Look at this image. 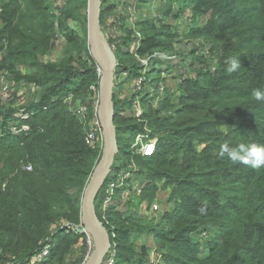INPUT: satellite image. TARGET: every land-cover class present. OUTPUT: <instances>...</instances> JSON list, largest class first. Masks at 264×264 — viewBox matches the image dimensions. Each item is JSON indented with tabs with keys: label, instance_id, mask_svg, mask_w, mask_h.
I'll return each mask as SVG.
<instances>
[{
	"label": "trees",
	"instance_id": "1",
	"mask_svg": "<svg viewBox=\"0 0 264 264\" xmlns=\"http://www.w3.org/2000/svg\"><path fill=\"white\" fill-rule=\"evenodd\" d=\"M53 1L58 0H0V51H5L0 74L7 70L18 83L43 88L38 102L30 95L26 107L31 115L21 122L14 119L18 107L5 106L0 94V132L5 134L0 136V264H76L69 256L86 237L61 226L81 224L82 193L100 150L86 144L84 125L66 99L72 95L76 104L87 100L99 73L87 40L88 0H67L65 9L57 8L59 15ZM181 2L194 5L195 19H206L189 35L205 36L212 44L204 60L207 67L199 70L197 80L185 79L178 96L169 93L159 108L149 106L143 121L122 114L115 94L118 141L120 132L136 140L137 134L147 132L146 123L158 138L155 154L143 156L150 182L142 196L152 201L157 181L166 180L173 187L174 206L165 224L157 227L125 221L115 208L111 217L105 218L107 212L99 216L112 236L116 234L112 250L117 264L145 261L147 247L138 252L130 238L138 228L155 233L166 250L165 264H264V169L234 165L227 156H219L225 142L264 144V102L251 96L254 88H264V0ZM107 8L103 4V12ZM71 21L82 24V30H75ZM139 24L145 36L141 55L167 46L166 37L150 33L149 20ZM56 28L64 33L68 56L45 62L42 57L52 48ZM72 51L80 67L69 56ZM233 58L242 66L229 73ZM12 121L25 122L30 131L13 133L8 129ZM222 126L228 128L227 135L220 131ZM128 154L131 157L132 150ZM27 163L33 171L23 168ZM117 169L116 164L105 187ZM206 230L218 235L205 243L208 253L202 255L195 237ZM48 243L49 254L35 261Z\"/></svg>",
	"mask_w": 264,
	"mask_h": 264
},
{
	"label": "rangeland",
	"instance_id": "2",
	"mask_svg": "<svg viewBox=\"0 0 264 264\" xmlns=\"http://www.w3.org/2000/svg\"><path fill=\"white\" fill-rule=\"evenodd\" d=\"M122 1L123 4L121 7L117 6V3L121 4ZM57 3V1H53L52 3L54 12L56 11L55 6ZM66 4L67 0H64L59 9H65ZM105 6H108V8L104 9L103 12V30L110 38L112 35L114 36L117 31L120 33V45L122 49L118 48L119 51L116 52V56L120 64H125L124 69L129 72V74H125L124 72L120 73L118 78L120 82L118 84L117 94L120 99V107H122L121 113L127 117L133 115L135 118H138L136 116L138 113H141L142 116L140 118L141 121H143L145 120L144 115L148 111L149 106L159 108L161 102L169 93L178 96L180 94L179 87L183 81L185 79L197 80L199 70L207 67L205 66L206 64L204 65V60L209 59L212 44L208 42L205 36L191 37L189 35L193 27L195 28L205 24L206 19L204 17L195 19L196 12L194 10V5H186L182 3L181 0H104V7ZM142 20H149V22L157 28L156 30L151 24L152 29L150 33L158 32L160 35L164 36V38L166 37L168 42L165 48L156 49L157 54L161 55L151 58L144 74L140 76V65L135 54L136 50H139L141 47L143 39L145 38L143 29L139 24ZM70 23L78 32L82 30V24L73 21ZM134 26L135 29L141 30V37L138 38L136 35L135 29L133 28ZM170 36L173 37L170 38ZM112 41L115 42L113 37ZM67 48L68 43L64 37V33L59 28H56L55 38L52 40V48L43 55L42 58L45 62H59L65 56H68ZM4 52V50L0 51V58L3 57ZM164 54L168 56L164 57ZM69 56L73 57L75 65L80 67V59H78L77 52L72 51ZM83 58H88L85 53L83 54ZM134 61L135 64H133ZM213 61L212 65L215 64L217 58ZM131 64L133 67L128 66ZM19 70L24 72L25 68L21 66ZM138 77L144 80L145 87H136V79ZM163 77H165V79H163ZM162 80L164 81L161 84ZM94 84L95 83H92V85ZM159 84H161L163 88L159 92V95L152 97L155 93L150 92L140 97L139 92L141 90L147 92L157 87ZM92 85L90 86V92H92ZM32 94H34V92L31 90L26 91L27 98ZM32 97H29L28 100L32 99ZM85 101L89 102L90 98L82 102L86 103ZM66 103L70 106L71 110L76 106L72 95L67 97ZM116 111H119L118 105ZM173 113L172 110L169 114ZM147 128L151 131L149 125H147ZM4 135L3 132H0V136ZM119 141L121 153L118 154L119 160L116 161L118 169L116 170L117 172H113L115 178L113 177L114 179L112 178V181L120 180L122 187L118 190H113V203L111 207H107L108 211L105 216L107 218L111 217L110 210L115 208L125 221L131 219L144 226H163L165 224V215L170 212L174 206V203L168 200L173 191V187L167 184L166 180H159L157 181L158 189L155 192V198L152 201L145 199L142 196L143 190L150 181L147 177V169L144 168L146 165L144 157L139 156L138 152L132 148L136 140H132L128 133L120 132ZM130 150H132L131 157L128 154ZM116 164H114L112 170L116 169ZM28 165L32 166V170L25 169ZM23 168L28 172L34 170L32 163L25 164ZM124 173H130V176H125ZM108 188L104 186L97 199V212L100 216H102V208L104 207V200L102 199L103 194L106 193L107 195ZM125 192L127 193L126 198L123 196ZM155 204L159 205L158 211L152 210ZM64 222L65 221L62 220L60 224L62 225ZM68 227L72 229L66 228L68 232H78V229H81L80 224L68 225ZM217 235L218 233L214 230H206L195 237L196 241L201 242L202 255H207L208 253L205 243ZM119 236H121L120 231ZM130 238L131 241L136 243L138 252L141 251V248L147 247L148 253L143 264H165L164 254L166 250L157 243L155 233L138 228L137 231L135 229L132 230ZM88 243V237L82 238V240L75 245L68 260L72 263L83 264L88 253ZM154 251H159L161 254L154 256ZM128 264H138V262L134 260L132 263Z\"/></svg>",
	"mask_w": 264,
	"mask_h": 264
},
{
	"label": "water",
	"instance_id": "3",
	"mask_svg": "<svg viewBox=\"0 0 264 264\" xmlns=\"http://www.w3.org/2000/svg\"><path fill=\"white\" fill-rule=\"evenodd\" d=\"M104 0H88L87 40L91 57L100 68L98 117L103 147L81 198L82 231L91 235L94 247L84 264H105L113 248L112 234L97 212V199L107 183L120 153L116 117L118 58L102 27Z\"/></svg>",
	"mask_w": 264,
	"mask_h": 264
},
{
	"label": "built area",
	"instance_id": "4",
	"mask_svg": "<svg viewBox=\"0 0 264 264\" xmlns=\"http://www.w3.org/2000/svg\"><path fill=\"white\" fill-rule=\"evenodd\" d=\"M64 0H58L57 5L55 6L56 11L55 13L57 15H59V10L57 8H60L61 3H63ZM122 3H117V6L121 7ZM2 12V8H0V13ZM1 20H0V27H1ZM135 29V26L133 27ZM105 32V31H104ZM135 33L136 35L139 37H141V30H137L135 29ZM106 34V33H105ZM106 36L108 37V39L110 40V43L113 47V49L116 50L118 48L121 47L120 43H121V39H120V33L117 31L114 36L112 35L113 39H115V42L112 41V37L110 38L107 34ZM161 54H157L156 50L149 52L148 54L145 55H141L138 52V49L136 50V58L137 61L140 65V76H142L145 72L146 67L149 65V61L151 58L153 57H158ZM164 57L168 56V55H163ZM2 59V57L0 58V60ZM125 65L120 64V62L118 61V68H117V73H116V93L117 94V90H118V84H119V75L120 73L124 72L125 74H129V72L127 70L124 69ZM164 69V68H163ZM98 73L100 74V68L98 67ZM163 79H165V77H163ZM164 80H162L161 84L163 83ZM161 84H159L157 87H154L150 90H148L147 92H145V90H141L140 93V97L143 96L144 94H148L150 92H154L155 94L152 95V97H154L155 95H159V92L163 89L161 87ZM136 87H145V83L144 80H142L141 77H138L136 79ZM92 92H90V101L86 102V103H77L75 104L76 106L73 107V112L76 113L83 125H84V131H85V142L86 144L91 147L92 149H99L100 150V154L102 151V147H103V131H102V127H101V123L98 117V109H99V104H100V100H99V84L95 83L94 85H92L91 87ZM27 90H31L32 92H34V94H32V96L34 97L35 101L38 102L43 88H41V86L36 85L35 83L29 84L26 81H22L21 83H18L17 80H15L12 76H10L9 71L7 70H3L2 73L0 74V94L2 95V100H3V104L7 107H10L12 104H15V106L18 107V110L14 116V119L16 121L21 122L22 120H27L31 113L28 111V108L26 107V103H28V98L26 95V91ZM38 96V97H37ZM118 96V94H117ZM141 113H138V115L136 117H138L139 120H141ZM3 122V119L2 121ZM147 123L145 125V128L147 129V132L145 134L143 133H139L137 134L136 137V142L133 144V149L136 150L138 152V154H141L142 156H153L157 150V144H158V138L157 137H153L151 135V131H149V129L147 128ZM8 129L10 131H12L15 134H18L20 132H29L30 131V126L22 123L21 125H18L15 121H12L9 123L8 125ZM26 170H32V166L28 165L25 167ZM125 176H130V173H124ZM120 177V176H119ZM118 177V178H119ZM115 178V177H114ZM113 178V179H114ZM117 178V179H118ZM111 179L109 181V183L107 184V195L105 193V196L103 198L104 200V204H103V212L104 214L108 211L107 207H111L112 206V194H113V190L116 189L118 190L120 187H122L121 185V181L120 180H114ZM112 181V182H111ZM6 185L7 183L2 184V188L3 190L6 189ZM124 198L127 197V193L125 192L123 194ZM126 200V199H124ZM153 211H158L159 210V205L155 204L152 207ZM105 218H107L105 216ZM69 224H63L61 226V228H69L71 229V227H68ZM80 228L78 229V233L84 234L86 235V237H88L89 239V243H88V253L87 256L85 258V260L83 261V264L85 263V261L87 260V258L89 257L90 253L93 250L94 247V243L92 240V237L90 234H88L87 232H83L82 228L83 226L80 224ZM72 230V229H71ZM113 236H115V234L113 233ZM50 252V244H46L43 249L41 251H39L36 254V260L37 262H40L44 259V257H46ZM154 256L160 255L161 252L159 251H154L153 252ZM116 253L114 250L111 249V252L109 253V256L107 257V263L106 264H116Z\"/></svg>",
	"mask_w": 264,
	"mask_h": 264
},
{
	"label": "clouds",
	"instance_id": "5",
	"mask_svg": "<svg viewBox=\"0 0 264 264\" xmlns=\"http://www.w3.org/2000/svg\"><path fill=\"white\" fill-rule=\"evenodd\" d=\"M241 66V61L233 58L228 62L227 71L229 73L238 72ZM251 96L256 102H264V88H254ZM220 131L227 135L229 130L227 127L222 126ZM219 156L222 158L227 156L234 165L242 164L254 170L264 169V144L252 142L230 146L229 143L225 142L220 146Z\"/></svg>",
	"mask_w": 264,
	"mask_h": 264
},
{
	"label": "crops",
	"instance_id": "6",
	"mask_svg": "<svg viewBox=\"0 0 264 264\" xmlns=\"http://www.w3.org/2000/svg\"><path fill=\"white\" fill-rule=\"evenodd\" d=\"M168 200H170V197H169V199Z\"/></svg>",
	"mask_w": 264,
	"mask_h": 264
}]
</instances>
